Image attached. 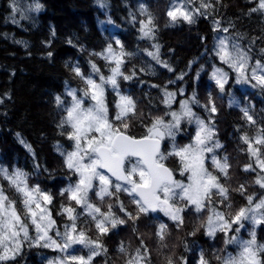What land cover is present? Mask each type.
Returning <instances> with one entry per match:
<instances>
[{
    "label": "trees",
    "instance_id": "1",
    "mask_svg": "<svg viewBox=\"0 0 264 264\" xmlns=\"http://www.w3.org/2000/svg\"><path fill=\"white\" fill-rule=\"evenodd\" d=\"M35 1L42 5L41 10L27 20L18 21L14 2L0 0V166L9 171H24L28 174L29 185H38L53 196L49 207L59 227L70 223L66 216L57 214L61 204L70 203L60 195V191L76 182L78 176L66 167L65 157L61 155V152L72 148L73 141L66 134H61L70 129L59 127L66 114L63 106H57L56 97L60 96L67 104L71 99L66 94L67 90L83 87L71 71L72 66H79L88 74L92 72L91 62L100 67L105 76L109 75L108 62L97 54L105 52L109 44L119 51L117 40L127 52L133 53L126 59L123 70L126 74L136 73L131 80L119 81L120 91L131 96L136 103L137 115L130 119L128 133L137 138L146 135L154 118L163 117L168 121L171 117L165 113L180 110L179 101L190 99L195 92L203 105L211 91L218 109L214 114L217 137L223 145L217 152L220 157L227 155L231 165V179H222V183L229 186L231 211L244 206L246 196L254 194L258 199L264 194V190L253 183L255 173L243 171L244 165L250 161L247 153L241 151L247 146L240 140L243 133L252 136L256 127L264 126V91L234 83L235 73L222 64L213 51L218 32L213 30V21L219 20L221 28L229 29L226 35L239 42L245 50L251 48L253 62L255 59L264 60L260 54V49L264 48V14H249L253 5L248 0H221L219 4L211 0L215 9H209L211 14L207 18L201 16L195 24L181 21L174 26H170L167 16L171 0ZM141 5L155 18V40L141 39L140 21L147 19L141 13ZM107 20L112 28L109 23L102 24ZM153 44L160 45V59L167 62L173 71L161 67L146 54L145 50L155 51ZM213 65L229 72V82L223 94L209 79ZM181 74L183 79H177ZM180 89L184 90L183 95ZM164 90L176 93L171 109L163 103ZM232 97L239 101L241 107L249 108L256 126L247 123L238 107L229 106ZM107 99L111 118L115 115L114 104L117 101L111 89L107 91ZM192 108L207 121L208 113L203 107L192 105ZM193 133V125L182 124L176 143H189ZM25 144L31 146L32 152ZM163 145L167 150L171 143L165 140ZM167 163L169 167H179L174 157ZM209 168L212 170L210 165ZM0 184L10 197L18 201L17 207H22L18 194L8 187L7 181L0 178ZM241 184L246 188L243 195L235 190ZM118 195L128 211L135 213L136 206L130 202L131 198L124 192ZM90 196L93 202L99 203L94 195L90 193ZM77 211L82 210L78 208ZM113 211L123 216L118 207L114 206ZM154 215L168 225L169 234L165 241L161 242L155 236L158 221L142 215L135 225L128 221L100 237L107 253L95 257L93 263L126 264L128 256L119 251L121 243L127 253L135 254L141 247V240L148 250L150 264H168L169 257L173 264H182V257L187 258L188 264H196L200 250L209 261L212 253L215 255L225 250V243L218 237L212 241L204 234L203 228L199 227L202 222L200 215L195 212L189 210L184 213V224L180 228L162 213ZM81 221H86V218L82 216ZM79 226L84 227L85 223ZM197 228L196 234L190 235ZM88 234L96 238L94 226ZM256 236L260 243H264V225L256 230ZM54 256L55 251L51 249L25 245L13 264H46Z\"/></svg>",
    "mask_w": 264,
    "mask_h": 264
},
{
    "label": "snow or ice",
    "instance_id": "2",
    "mask_svg": "<svg viewBox=\"0 0 264 264\" xmlns=\"http://www.w3.org/2000/svg\"><path fill=\"white\" fill-rule=\"evenodd\" d=\"M220 2L216 0L217 4ZM248 2L253 5L249 14H264V0ZM41 8L40 3H35L29 11L39 12ZM209 9H215L211 0H172L167 16L170 26L181 21L192 25L201 16L207 18L211 14ZM141 13L147 17L140 21L141 39L155 40V18L143 5ZM21 18L26 17L22 14ZM213 30L229 31L228 28H221L219 20L213 21ZM116 45L119 51L109 44L105 52L97 54L108 62L109 75L105 76L101 68L91 62L92 72L88 74L79 66H72L71 71L83 87L67 90L66 94L71 98L67 104L60 96L56 97L57 106H63L66 114L59 127L70 129L61 134H66L74 142V150L61 152V155L65 157L66 167L78 176L75 184H69L60 191V195L70 203L61 204L57 214L66 216L70 223L64 224L62 231L57 227L49 207L53 196L38 185L30 186L27 173L20 169L9 172L7 168L0 167V178L18 194L22 206L18 208V201L10 197L0 184V264H13L25 245L60 253L48 259L46 264H93L95 257L107 253L100 237L108 235L118 226L128 221L135 225L142 215L148 216L158 221L155 236L163 242L169 234L168 225L154 214L162 213L180 228L184 224V213L189 210L200 215L202 222L199 227L203 228L206 236L215 239L218 233H223L225 245L237 246L235 253L217 256L219 264H264V243L256 238V228L264 224V194L258 199L254 194L246 196L247 204L231 211L233 205L229 186L222 183V179H231V165L227 155L220 157L217 152L223 145L217 137L214 114L218 109L212 92H208L207 103L203 105L193 92L190 99L179 101V111L165 113L171 117L170 120L156 117L147 127L146 135L139 138L130 135L127 130L130 119L137 115L136 103L131 96L120 92L119 81L131 80L136 75L135 71L126 74L123 70L126 59L133 53L127 52L119 40ZM152 47L155 51L145 50L146 54L161 67L173 71L167 62L160 59V45L153 44ZM213 51L220 62L235 73L237 84L251 85L264 91V60L255 59L253 62L251 48L245 50L235 40L225 36L217 40ZM260 54L264 56V48L260 49ZM48 55L51 57L52 53ZM177 79H183V74ZM209 79L223 94L229 82V72L213 65ZM109 88L118 97L114 104L115 115L111 118L107 99ZM180 94H184L183 89H180ZM175 97L176 93L164 90L163 103L171 109ZM192 105L204 108L208 113L207 121L193 111ZM229 106L238 107L247 123L256 126L249 108L241 107L235 97L230 98ZM182 124L194 125L195 129L190 142L179 145L176 137L182 130ZM165 140L171 143L167 150L163 145ZM240 140L247 146L241 151L247 153L250 161L244 165L243 171L255 173L253 183L264 190V126L256 127L252 136L243 133ZM21 143L24 141L21 140ZM25 147L32 152L30 145L25 144ZM172 157L178 161V168L168 166L167 161ZM177 175L186 177V182L178 179ZM235 190L243 195L246 188L241 184ZM121 192L131 198L130 202L136 206L135 213L128 211L120 200L118 194ZM90 193L99 203L93 202ZM114 206L123 216L113 211ZM78 208L82 211H77ZM82 216L86 221H81ZM80 223H85V226L80 227ZM246 223L252 226L248 233L250 238L240 239L238 234ZM92 226L96 232L95 239L88 234ZM198 230L190 235L194 236ZM75 246L87 250L86 254L73 252ZM185 247L188 250L187 245ZM119 251L128 256L126 264H150L148 250L142 240L135 254L127 253L123 243ZM181 262L188 264L184 257ZM168 264H173L170 257ZM196 264H210L203 250H200Z\"/></svg>",
    "mask_w": 264,
    "mask_h": 264
},
{
    "label": "rangeland",
    "instance_id": "3",
    "mask_svg": "<svg viewBox=\"0 0 264 264\" xmlns=\"http://www.w3.org/2000/svg\"><path fill=\"white\" fill-rule=\"evenodd\" d=\"M13 2H14V8L16 9V15H17V20L18 21H20V20H27L28 18H30L31 16H33V14L34 13H36V11H29V9H30V7L31 6H33L35 3H37L35 0H31V1H28V0H12ZM172 1V0H171ZM172 3V2H171ZM24 15L26 18H24V19H22L21 18V15ZM110 24V26L109 27H113V25L110 23V21L109 20H107V21H105V23H102V24ZM227 33H225V32H223V31H218L217 32V34H215V38H214V47H215V45H216V42H217V40L219 39V38H221V37H225V36H228V37H230L232 40H234L230 35H226ZM236 41V40H235ZM237 42V41H236ZM237 43H239V42H237ZM213 47V48H214ZM243 48V47H242ZM218 59V58H217ZM219 60V59H218ZM224 69V68H223ZM225 70V69H224ZM226 71V70H225ZM234 83H236V82H234ZM237 84V83H236ZM237 85H239V86H241L242 85V87H244V86H246L245 84H237ZM109 89H111V88H109ZM121 92V91H120ZM122 93V92H121ZM123 94V93H122ZM125 95V94H124ZM117 99H118V97H117ZM230 100V99H229ZM193 127H194V129H195V126L193 125ZM194 134V133H193ZM171 146H169V148H170ZM74 150V142H73V145H72V148L71 149H69V150H66L65 151V153H67V152H70V151H73ZM1 167V166H0ZM15 170V169H14ZM13 171V170H12ZM12 171H9V172H12ZM103 171V170H102ZM184 178V179H183ZM183 178H179L180 180H185V182H186V177H183ZM78 180V179H77ZM73 184H75V182L73 183ZM69 185V184H68ZM67 185V186H68ZM31 186V185H30ZM66 186V187H67ZM247 204V203H246ZM245 204V205H246ZM264 224H262V225H260V226H258L257 228H256V230H258V229H260L262 226H263ZM57 227H59L58 225H57ZM235 227V226H234ZM251 225L250 224H247L246 223V225H245V228L244 229H242L241 230V232L238 234L239 235V237H240V239H249L250 237H249V235H248V233H249V230L251 229ZM60 228V230L62 231L63 230V226L62 227H59ZM216 237H218L221 241H223L224 242V235H223V233H218L217 234V236ZM209 238V237H208ZM256 238H257V241H258V236H256ZM210 240H212V241H214V240H216V238L215 239H211V238H209ZM258 242H260V241H258ZM73 252H75L76 254H86V251L87 250H85V249H82L80 246H75L74 247V249L72 250ZM237 251V246L236 245H233V244H228V245H226L225 246V250L224 251H222V252H220V253H216L215 255H213V253L211 254V259H210V264H219V261L216 259V257L217 256H224V255H226L228 252H232V253H235ZM58 255H60V253H58V252H55V256L53 257V258H55V257H57ZM94 264V263H93Z\"/></svg>",
    "mask_w": 264,
    "mask_h": 264
},
{
    "label": "water",
    "instance_id": "4",
    "mask_svg": "<svg viewBox=\"0 0 264 264\" xmlns=\"http://www.w3.org/2000/svg\"><path fill=\"white\" fill-rule=\"evenodd\" d=\"M112 179L114 180L115 178L113 177Z\"/></svg>",
    "mask_w": 264,
    "mask_h": 264
}]
</instances>
